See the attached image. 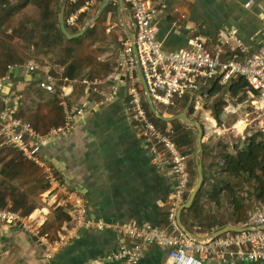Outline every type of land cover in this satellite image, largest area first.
<instances>
[{
  "label": "crops",
  "instance_id": "obj_1",
  "mask_svg": "<svg viewBox=\"0 0 264 264\" xmlns=\"http://www.w3.org/2000/svg\"><path fill=\"white\" fill-rule=\"evenodd\" d=\"M102 2L103 0L98 3V8ZM149 2L161 11L155 20V27L157 38L165 50H188L191 39L198 34L207 51L213 54L224 25L238 29L240 37L244 38L253 50L264 46V0ZM109 5L112 6L111 9H116L115 13L109 14L107 21L102 24V30H99L100 26L97 27L84 43H92L94 34L98 37L106 36L107 30L115 32L114 37L118 44L122 45L130 40V34L133 29L134 32L136 30L130 5L126 0H111ZM36 10V16L32 18L33 26L27 25V29L22 30H19L18 24L14 22L15 17L8 18L6 11H0V69H3L7 62L18 59V55L10 51L13 48L8 47L30 45L47 49L50 42L45 39L47 36L43 37L44 34L38 25L36 26L41 20V9ZM66 11L68 13V9ZM48 12L50 23H54V20L56 22V19L59 23L60 12L58 17L55 15L56 9H49ZM67 13L65 12V18ZM183 13L186 20L180 22V27L175 26L179 15ZM187 26L192 30H187ZM116 28L118 31H115ZM72 33H76L75 30ZM5 37H8L7 40ZM103 46L106 48L107 44ZM58 49L54 48L53 52L46 54L52 59L53 53L56 54ZM36 50L37 53L34 51V56L32 55L35 62L31 59L23 65H11L7 75L0 71L1 97L9 98L4 101L5 108L17 107L22 119L30 122L43 134L64 123L62 102L66 103L70 110L80 106L85 108V115L80 121L64 134L50 140L45 149V157L56 168L58 176L66 179L71 187L87 200L91 218L103 220L110 228L104 231L82 230L76 240L67 241L65 233L75 225L72 212L66 209L62 198L48 188L42 169L26 161L1 141L0 190L6 200L4 208L26 216L30 223L40 228L42 234L52 242L58 243L60 250L49 260L45 246L38 240L25 235L17 227L12 228L1 223L0 264H123L122 261L108 260L113 251L132 243L130 238L118 229L121 225L129 223L137 227L152 228L168 226L169 206L176 187L171 162L159 146L158 157L152 153L151 145L144 142L141 131L131 121L128 112L129 95L124 85L112 96V101L106 100L105 95H111L107 79L116 65L111 71V65L107 70V66L98 67V64H92L95 69L90 75H80L79 71L68 74L66 67L57 66L52 60L42 57V48ZM122 51L123 46L121 51L118 49L117 58L113 63H119ZM29 65H33L36 71L29 72ZM17 69H20V74L16 72ZM3 74L5 76H2ZM47 76L54 77L55 93L39 87L40 81ZM136 76L139 79L137 73ZM66 78L68 80H65ZM83 79L101 81L100 90L105 95L89 92L81 83ZM6 80L11 84L9 93L6 91ZM199 100L198 98L196 109H199ZM172 123H169L168 128H172ZM215 125L216 121L211 119L209 126L214 128ZM221 137L227 139L226 136ZM206 159L209 162L212 157L208 155ZM18 200L22 202L15 210L12 201ZM181 220L183 223L182 214ZM188 222L194 233L199 230L204 234L201 238H206L225 227L201 229L192 218L188 219ZM192 256L200 264H224L227 258L221 251L208 250ZM167 260V250L154 244L145 245L144 254L138 264H167Z\"/></svg>",
  "mask_w": 264,
  "mask_h": 264
},
{
  "label": "built area",
  "instance_id": "obj_2",
  "mask_svg": "<svg viewBox=\"0 0 264 264\" xmlns=\"http://www.w3.org/2000/svg\"><path fill=\"white\" fill-rule=\"evenodd\" d=\"M100 1L68 0L66 26L70 29L79 27L81 17L96 9ZM126 1L130 5L131 16L136 26L135 38L133 42L128 40L122 44V58L108 76L111 95L102 93L101 81L83 79L81 83L89 92L105 95L107 101H112V96L119 91L121 85L127 88L129 117L141 131L144 142L151 145L153 154L158 157L159 146L168 155L176 178V187L168 211V226L152 228L137 227L129 223L121 225L118 229L129 237L132 243L113 251L108 260L122 261L123 264H138L144 254L145 245L154 244L168 251L167 264H200L192 255L207 250L223 252L227 256L224 264L243 262L264 264V205L251 209L247 223L242 226L246 230L226 232L206 245L196 243L180 230L177 213L185 204L192 184L190 158L175 141V131L172 128L161 130L158 121L150 116L145 105V94L141 91V82L136 76L134 59L135 46L147 90L158 107L173 106L176 100L186 96L201 95L202 97L214 82L230 85L232 79L236 77L248 81L256 94L241 105L246 106L243 131L236 132L235 125L232 122L227 123L226 114L232 112H225L224 115L225 135L237 139L244 136L245 131L250 127L264 131V46L253 50L244 38L240 37L238 29L224 25L213 54L207 51L200 35L195 33L188 50H165L157 38L155 27V20L161 11L154 8L149 0ZM184 20L186 16L183 13L179 15L175 26L180 27V22ZM186 28L192 30L189 26ZM28 68L31 73L36 71L33 65H29ZM16 72L20 74V69ZM53 78L45 77L40 81L39 87L55 93ZM1 94L0 91V96ZM3 100L6 102L9 98L5 97ZM61 106L65 112L64 124L50 129L47 134L38 132L30 122L19 118L17 107L5 108L0 113V142L3 141L26 161L42 169L48 188L62 198L66 209L73 214L75 225L68 228L65 236L67 241H74L82 230L104 231L109 229L110 225L103 220L91 218L87 200L71 187L66 179L58 176L56 168L45 157V149L50 140L64 134L80 121L86 112L83 106L74 110H70L64 102ZM1 223L12 228L17 227L25 235L38 240L45 246L49 260L59 253L58 243L52 242L42 234L40 228L30 223L26 216L0 206Z\"/></svg>",
  "mask_w": 264,
  "mask_h": 264
},
{
  "label": "trees",
  "instance_id": "obj_3",
  "mask_svg": "<svg viewBox=\"0 0 264 264\" xmlns=\"http://www.w3.org/2000/svg\"><path fill=\"white\" fill-rule=\"evenodd\" d=\"M17 1L18 0H0V11H6L8 16L12 17L16 14L18 9H26L28 6L41 9V20L40 23H36V26L38 25V27L41 29V32L44 34L43 37L47 36L45 39L49 41L50 44L48 45L46 52L50 53L51 51L53 52L54 48L57 50L62 44H68L71 46L76 44L82 45L83 42L94 33L95 29L100 24H103L107 21L109 14L115 13L116 11V9H111L112 6L109 5L95 25L89 28L84 36L78 39L68 40L60 30L58 19H56V22L54 20V23L52 24L49 21V9H56L55 15L58 17L60 12V0ZM96 10L94 13H88L81 17L80 25L76 29V32L81 30L84 22L91 18L96 13ZM27 23L28 24L24 22L22 23V29H27V25H32V23ZM67 29L71 31L70 28L67 27ZM74 51L75 52L70 51L68 56L75 57L76 50L74 49ZM52 56H55V52ZM69 57H67V59H70ZM58 59L59 58L52 59V62L57 66L64 68L66 67L68 74H74L80 71L76 63H71L67 66ZM25 62L26 61L23 59H14L9 61L2 69V72L7 75V73H9V66L14 64L23 65ZM4 74L2 76H5ZM0 79L2 80V78ZM141 91H143L142 86ZM144 92L145 91H143V93ZM224 92L231 97L232 102L234 101L237 107L236 109H238V107H240L242 104L246 103L249 99L253 98L256 94L248 81H246L244 78L236 77L232 79L230 85H220L219 83L214 82L211 87L206 89L204 96H207L209 99H214L216 96ZM200 96H186L182 99L176 100L173 106L164 107L166 112L164 109H161V107L160 111L166 117H171V115L174 116L182 112H186L190 119L197 121V118L193 117V113L195 111V101ZM145 105L150 116L154 120L158 121L159 128L161 130H166L169 126V123L156 119L151 113L147 103ZM4 110L5 103L0 96V113ZM224 115L225 114L217 111L215 119L218 127L223 125ZM17 116L22 118L18 112ZM201 125L203 127L205 136L206 132L204 125L202 123ZM172 129L175 131V141L178 143L184 154L190 158L191 162L190 170L192 174V184L191 191L186 197L187 202L192 190L197 184V172L194 163V150L196 147L195 139L193 137L192 129L184 126L180 121H174L172 123ZM208 155L212 157L211 161L209 160V162L206 159ZM203 157L204 184L199 191L193 205L189 209H185L182 212L184 225L187 229L194 232L188 222V219L192 218V221H194L201 229L224 227L228 224H232L233 226L237 227L244 226L248 221L249 212L251 209L254 206L264 205V131L257 130L244 142H240L239 138L234 139V142L222 138L216 142H209L207 146L206 143H203ZM4 198L5 197L0 190V206L2 207L6 206V200ZM20 202H22V200L12 201L13 209L18 207ZM195 233L199 237H204L202 236L204 234H202L199 230H197Z\"/></svg>",
  "mask_w": 264,
  "mask_h": 264
},
{
  "label": "rangeland",
  "instance_id": "obj_4",
  "mask_svg": "<svg viewBox=\"0 0 264 264\" xmlns=\"http://www.w3.org/2000/svg\"><path fill=\"white\" fill-rule=\"evenodd\" d=\"M61 3H62V0H60L59 5H61ZM94 10L95 9H93V11L90 13H94ZM36 12L37 10L33 6H28L26 9H18L16 11V14L12 16V18L15 17L14 22L18 24L19 30H22L21 26L23 22L24 23L33 22L34 19L32 18L36 16ZM7 16H8V13H7ZM8 18H11V17L8 16ZM0 23H2V21H0ZM99 26H100L99 30L101 31L102 24H100ZM77 28L78 27H76L75 29H71V31L75 30L76 32ZM107 31H108V34H106V36L99 35L98 37V35L96 36V34H94L93 35L94 37H92L93 38L92 43L83 42L82 45L76 44L73 46L68 45V44H62L61 46H59L58 51L56 52L55 56L52 59L59 58L58 60L62 61L67 66L71 63H76L77 67H79L80 75L92 74L93 69H95V66L92 64H95V65L98 64V67H101V65L107 66V70L109 69V65H111V71H112V68L116 65L113 68L114 70L118 66V64L113 63V61L115 58H117L116 53L118 52V49L120 51L122 50V45L116 42V38L114 37L116 34L115 32H113V30H111V32L109 30ZM115 31H118V28H116ZM2 35H5V34L2 33ZM12 37L14 36L12 35ZM97 37H98V41H97ZM7 38L8 37H5L4 39L7 40ZM106 44H107V47L104 48L103 45H106ZM2 48H6V47H2ZM11 48L13 49L10 51L15 52L18 55V59H23L26 62L30 61L31 59L33 60L32 62H35V59L32 57V55L34 56V53H37L36 49L38 48H42V51H41V53H43L42 57H46L47 59L52 60L51 56L46 54V49L43 46L42 47H37V46L32 47L30 45H26V46L23 45L20 47L18 46L8 47V49H11ZM74 49L76 50L75 57H69L68 53L70 51L75 52ZM67 57H69L70 59H67ZM1 70L2 68L0 69V71ZM111 71L108 73V75L111 73ZM12 78L15 81L17 80L15 77H12ZM199 99L201 103H199V109L195 108L193 117L197 118L204 125L206 133L203 139L205 140V143L219 141L220 139H222L221 137L222 135L226 136V138L228 137L227 139L230 140L231 142L232 141L234 142V137L232 136L229 137L227 134L225 135L223 125L222 127H218L217 122H216V126L214 128H211V126H209L211 119L216 121L215 118H216L217 111H219L222 114H225V112H228V111L235 112L237 107L234 101L232 102L231 97L224 92L216 96L214 99L213 98L209 99L207 96H204V95L202 97L200 96ZM197 100L195 101L196 102L195 107L198 104ZM161 109L165 110L164 107H161ZM257 130L258 129L254 127L248 128L245 131L244 136L239 137V141L244 142L246 139L252 136L254 132H256ZM1 167H2V164H0V168ZM1 180H2V177L0 176V181Z\"/></svg>",
  "mask_w": 264,
  "mask_h": 264
},
{
  "label": "water",
  "instance_id": "obj_5",
  "mask_svg": "<svg viewBox=\"0 0 264 264\" xmlns=\"http://www.w3.org/2000/svg\"><path fill=\"white\" fill-rule=\"evenodd\" d=\"M67 1L68 0H62V3L60 5L59 24H60V30L63 33V35L68 40H73V39H78V38H81L82 36H84L85 33L88 31V29L95 25V23L99 20V18L101 17V15L105 11V9L108 7L111 0H103L102 4L100 5V7L96 11V13L91 18L86 20L84 22V24L82 25L81 30L79 32H76V33H72L71 31H69L67 29V26L65 23V12H66ZM129 38H130L131 42L134 41V38H135L134 29H133L132 33L130 34ZM134 59H135V63H136L138 77L140 79L142 88L145 91L144 94L146 97V103L149 106V109H150L151 113L153 114V116L156 119H158L159 121H163L166 123H171L174 121H180L184 126L191 128L193 131V137L195 139V146H196L195 150H194V163H195L196 172H197V184L194 187V189L192 190L190 197L187 200V202L179 209V211L177 213V221H178V226H179L180 230L184 234H186L189 238H191L193 241H195L196 243L202 244V245L209 244L214 239H216L217 237H220L221 235H223L226 232H229V231L242 232V231L246 230V228H243V227L228 225L222 229H219L215 233H212L211 235H209L206 238H201L197 234H195L194 232L187 229L186 226L182 223V220H181L182 211L185 209H189L193 205L199 191L201 190V188L204 184V166H203L204 130H203L201 123L199 121H195V120L190 119L186 112H182L180 114H177V115H174L171 117H166L161 113L159 107L155 105V103L153 102V100L149 94V91L147 90L146 83H145L144 76H143L142 69H141V65H140V61H139L138 52H137V49L135 46H134ZM6 84H7L8 91H10L11 84L8 80H6Z\"/></svg>",
  "mask_w": 264,
  "mask_h": 264
},
{
  "label": "bare ground",
  "instance_id": "obj_6",
  "mask_svg": "<svg viewBox=\"0 0 264 264\" xmlns=\"http://www.w3.org/2000/svg\"><path fill=\"white\" fill-rule=\"evenodd\" d=\"M6 91L9 93L8 90H6ZM245 109H246V106H241L237 109L236 112L226 114L225 119H226L227 123L229 124L230 122H232L233 125H235L236 132L243 131L244 124H245L244 120L246 117Z\"/></svg>",
  "mask_w": 264,
  "mask_h": 264
}]
</instances>
